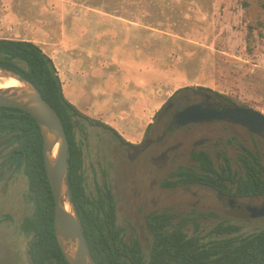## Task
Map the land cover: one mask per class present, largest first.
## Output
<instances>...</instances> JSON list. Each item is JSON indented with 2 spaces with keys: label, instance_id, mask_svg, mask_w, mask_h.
Returning <instances> with one entry per match:
<instances>
[{
  "label": "rangeland",
  "instance_id": "rangeland-1",
  "mask_svg": "<svg viewBox=\"0 0 264 264\" xmlns=\"http://www.w3.org/2000/svg\"><path fill=\"white\" fill-rule=\"evenodd\" d=\"M262 4L264 0H0V38L37 43L52 58L69 100L138 144L152 114L186 88L215 91L264 114ZM85 129L86 137L77 133L85 186L92 193L110 186L118 224L127 237L137 236L145 250L151 240L146 216L154 211L173 212L174 222L184 221L189 235L205 240L221 221L239 225V233L264 227V213L250 216L244 209L261 206L264 196L250 200L229 193L221 199L202 184L164 185L173 179L168 173L172 158L163 161L154 148L123 144L106 128L85 124ZM150 129L146 137L155 140L160 130ZM9 149L0 140V264H32L31 236L21 223L33 205L27 177L9 168Z\"/></svg>",
  "mask_w": 264,
  "mask_h": 264
},
{
  "label": "trees",
  "instance_id": "trees-1",
  "mask_svg": "<svg viewBox=\"0 0 264 264\" xmlns=\"http://www.w3.org/2000/svg\"><path fill=\"white\" fill-rule=\"evenodd\" d=\"M0 66L31 81L64 124L70 146L68 174L74 208L97 264H264V227L239 233V225L221 221L211 230L215 235L205 240L189 235L184 221L174 222L173 212L154 211L146 216L151 232L147 250L137 236L127 237L117 222L110 186H99L96 193L85 186L82 137L77 133L86 137L87 124L106 128L122 143L129 142L114 127L86 115L69 101L52 58L34 41L0 38ZM0 140L10 148L6 157L9 168L27 177V197L33 212L23 219L21 229L31 236L28 253L32 264H69L55 237L54 197L44 168L38 123L22 109L0 106ZM197 161L196 168L180 167L171 174L173 179L163 184H202L234 196L264 193V168L257 157L241 158L239 172L222 174L215 171L209 158L200 156Z\"/></svg>",
  "mask_w": 264,
  "mask_h": 264
},
{
  "label": "flooded vegetation",
  "instance_id": "flooded-vegetation-1",
  "mask_svg": "<svg viewBox=\"0 0 264 264\" xmlns=\"http://www.w3.org/2000/svg\"><path fill=\"white\" fill-rule=\"evenodd\" d=\"M191 108H240L245 113L233 112L234 118L205 117L184 124L179 123L180 115ZM256 113L259 111L218 92L201 87L186 88L170 96L154 114V120L149 123L152 126L148 124L138 144L128 140L129 143L123 144L144 150L154 148L163 161L172 158L168 170L170 174L180 167L196 168L199 165L197 158L200 156L209 158L218 174L239 172L240 159L246 157L259 158L264 168V117ZM148 128L151 131L160 130L155 140L150 135L146 137ZM154 144L155 147H152ZM182 159L188 161L181 162ZM215 192L221 199L229 196L228 193L217 190ZM263 196L264 193L234 197L255 200ZM263 206L264 202L261 206L253 204L244 209L247 215L256 216L263 214Z\"/></svg>",
  "mask_w": 264,
  "mask_h": 264
},
{
  "label": "water",
  "instance_id": "water-1",
  "mask_svg": "<svg viewBox=\"0 0 264 264\" xmlns=\"http://www.w3.org/2000/svg\"><path fill=\"white\" fill-rule=\"evenodd\" d=\"M11 78L19 84L0 86V106L22 109L39 125L44 168L54 197V232L61 252L69 264H97L91 255L74 208L68 174L70 146L64 124L57 111L43 98L31 81L11 69L0 66V81ZM233 112L245 113L240 108H191L180 115L179 123L184 124L205 117L234 118ZM256 114L264 117L261 112Z\"/></svg>",
  "mask_w": 264,
  "mask_h": 264
},
{
  "label": "bare ground",
  "instance_id": "bare-ground-1",
  "mask_svg": "<svg viewBox=\"0 0 264 264\" xmlns=\"http://www.w3.org/2000/svg\"><path fill=\"white\" fill-rule=\"evenodd\" d=\"M17 84H19L18 81L12 78L0 81V86H12V85H17Z\"/></svg>",
  "mask_w": 264,
  "mask_h": 264
},
{
  "label": "crops",
  "instance_id": "crops-1",
  "mask_svg": "<svg viewBox=\"0 0 264 264\" xmlns=\"http://www.w3.org/2000/svg\"><path fill=\"white\" fill-rule=\"evenodd\" d=\"M67 84V83H66ZM62 86H63V91H65V84H62ZM66 86H68V85H66ZM64 94H65V96L69 99V96L64 92ZM70 101V100H69ZM152 116L154 117V113L152 114ZM152 122V120H149L148 121V123H147V126H148V124L149 123H151Z\"/></svg>",
  "mask_w": 264,
  "mask_h": 264
}]
</instances>
